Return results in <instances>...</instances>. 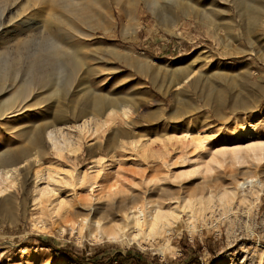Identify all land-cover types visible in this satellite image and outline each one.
Masks as SVG:
<instances>
[{"label":"rangeland","instance_id":"1","mask_svg":"<svg viewBox=\"0 0 264 264\" xmlns=\"http://www.w3.org/2000/svg\"><path fill=\"white\" fill-rule=\"evenodd\" d=\"M55 1L0 4L20 12L11 32L1 27L0 52L16 58L28 33L19 52L36 51L43 72L42 86L16 100L19 113L0 119V162L15 168L0 195V264H98L117 253L130 259L112 264H264V22L255 29L245 0H74L88 12L57 51ZM72 55L83 63L75 74ZM2 73L0 99L17 87ZM80 79L100 96L94 115H84L91 96L68 99ZM86 118L84 130L68 128ZM49 129L76 151L52 148ZM257 177L262 187L240 184ZM88 206H146L170 225L110 237L86 220ZM200 206L207 227H188Z\"/></svg>","mask_w":264,"mask_h":264},{"label":"bare ground","instance_id":"2","mask_svg":"<svg viewBox=\"0 0 264 264\" xmlns=\"http://www.w3.org/2000/svg\"><path fill=\"white\" fill-rule=\"evenodd\" d=\"M100 1H102V0H100ZM5 2H6V0H0V4H4ZM243 2H244L243 9H244V11H246L247 17L253 19L255 29L257 26H261L264 22V6H263L264 4L262 5V1H261V4H260L259 0H245ZM54 3L59 5V7L63 10L64 15L66 16L65 21H64L61 18L62 17L61 13H63V12L58 14V16L55 19V21L58 24L56 23L57 26L53 32L50 30L51 36L54 37L56 40L54 45L58 51V50L64 49V47H65L64 45H62V42H61V40L63 39L62 38L63 36H65L64 38H68L71 36L73 37L76 34H79V32L77 30L73 31L71 29L72 28V21L76 15L83 17L85 14H87L88 7H86L83 4L81 6L77 5L78 2L74 1V0H57ZM241 4H242V2H241ZM19 14H20V12L18 11V9L13 10L12 7H8V6L5 7L3 9V11L0 13V29H1V27H4L6 31H9V26L12 24L11 23L12 18L18 16ZM166 27L171 32H173L175 30L174 24L170 25V23H169L168 25H166ZM36 28L37 27H35V31H34L35 35H37L40 31L38 28L37 29ZM249 29H250L249 26H247V29H246L247 34H249ZM9 32H11V31H9ZM22 35H23V33H22ZM19 36H21V35H18V37ZM248 38H249L250 43H252L253 40H250V37H248ZM33 41H34V38H32L28 33H25L21 38H18L17 39V46H16V49L18 51L17 52L18 56L16 58H12L6 52L5 53L7 55H4L3 50L0 52V73L3 72L2 73L3 77H7L8 74H10V76L13 75V78H15V81L17 82V87L15 88L16 90H14L13 93L8 94L7 97L0 99V119H2L4 117H11V116L17 115V113H19V109H14V107L16 104V100H18L19 98L22 97L23 91H24V88H26V85L27 86L29 85L31 88H36V89H39L42 86L43 72H42V69L40 68V58H39L37 52L32 51L30 54H27V55L26 54L24 55L22 52H19L22 48L28 46ZM253 42H255V41H253ZM34 43L38 45L39 41L35 40ZM258 53H260V52H258ZM72 56H73V59L71 61L69 59L67 62L66 61L65 62H66V65L69 64L72 67V70L70 73L75 74V72L77 70H75L74 68L79 66V71H80L83 63H82V58H79L76 55H72ZM15 59H16V62L21 63L20 67L6 71V68L4 69L3 67H5L6 64L14 62ZM2 68L4 69V71H2L3 70ZM187 78H188V75H186L182 81H184ZM6 81H7V79H6ZM181 82H177L174 84L176 86V88L178 86H180ZM90 85H91L90 82L83 80V79H80L76 82L75 81L73 83L71 82L70 85L68 86L69 89L67 88L68 89L67 90L68 91L67 96H68L69 100H73V98H75V97L85 98L87 96H91L92 102L89 104V106L91 107V110H89L84 115H87V114L94 115L95 114L94 112H98L101 108V103L99 102L100 96L98 94L94 93V90L90 88ZM12 86L13 85H11L10 87H12ZM4 88H5V86H4ZM205 95L206 96L211 95L210 98L216 99V98L220 97V91L218 89L216 91V90H213L210 87H208L206 89ZM217 100H219V99H217ZM110 106H112V105L109 104L108 107H110ZM111 110H112V108H111ZM120 112L123 113V115H125L126 109L124 107H121ZM84 115H82V116H84ZM82 116H80V117H82ZM87 120H89V118L84 119L82 121V123L79 125H74V124L69 123L68 128H71L73 130H78V129L84 130L83 127L85 126ZM68 122H70V121H68L67 118L63 119V121H62V123H64V124L68 123ZM43 133H44L45 141L49 142L51 144L52 148L59 147L60 151L66 150V152H68V153L76 151V149H77L76 141L71 136L68 139V141L65 142L64 139L62 138V135L61 134L56 135V132L53 131L52 129H49L48 131H45ZM38 139H40V138L38 137L36 139V141ZM12 164L13 163L10 161L9 162H4V161L0 162V195L7 188L6 186H2V185L5 184V182L7 180H10L15 173V170H14L15 168L11 166ZM252 181L254 182L253 184H255L257 187L261 185V180L258 177L257 178H251V179H249V178L243 179L242 182H240V184L243 186L245 183H250ZM261 187H262V185H261ZM200 207H197V209L193 208V209H195L194 211H193V209H190V212L187 213V226L188 227H194L196 223H199V225L200 224L205 225V226L207 225L208 220L206 219L207 220V222H206V220L204 218L205 216H203V213L205 214V211L202 213L203 206L201 208ZM198 208H200L201 210ZM85 210L88 211L87 214L85 215L86 220H91V222H92L91 224L94 225L95 228L99 230V232L102 231V233L104 232V233L110 235V237H118V238L119 237H126L128 234L127 233L128 231L134 230L137 232L138 238H143L144 237L143 234L147 235V233H148V231L145 233L146 229L148 230V227L150 229V227L154 228L155 225H157V226H160V225H167L168 226V225H170V222L165 221L166 218L165 219L163 218L164 220H162V217H164V216H159V218H161V220L158 222H154L156 218L154 217V214L152 213L153 211L146 208V206H135V207H124L123 206V207H118L115 209H109V208L108 209L107 208L98 209L95 206H93V207L88 206V208ZM212 211L213 210H211V212ZM207 212H209V211H207ZM212 213H211V215H212ZM113 215H116L119 217V219L121 220L120 223L119 222L116 223L114 221L115 220L114 217H111ZM213 215H215V214L213 213ZM217 216H218V214H217ZM207 218L210 219L211 217L207 216ZM174 219H176V221H174L173 223L177 224V222L180 220V217L176 216ZM79 222H81V220ZM79 222H78V224H79ZM109 222H112V224H114V225L113 226L111 225V227L108 226V228H107L106 225ZM152 223H154V225H153L154 227L151 226ZM81 224H83V223H81ZM110 224L111 223H109V225ZM201 225H200V227H201ZM79 227H80V225H79ZM133 233H135V232H133ZM129 235H131V234H129ZM134 236L135 235H133V237ZM135 237H137V236H135Z\"/></svg>","mask_w":264,"mask_h":264},{"label":"trees","instance_id":"3","mask_svg":"<svg viewBox=\"0 0 264 264\" xmlns=\"http://www.w3.org/2000/svg\"><path fill=\"white\" fill-rule=\"evenodd\" d=\"M123 257H124V259H130V256H127V255L125 256V255H122L121 253H117V254L113 255L112 259H110L107 263H101V262H97V263L98 264H112L113 260L116 261V260H119Z\"/></svg>","mask_w":264,"mask_h":264}]
</instances>
